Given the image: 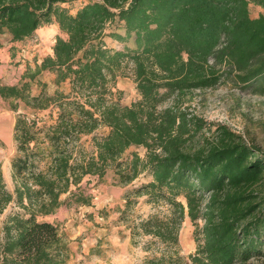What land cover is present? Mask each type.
Instances as JSON below:
<instances>
[{
	"label": "trees",
	"instance_id": "1",
	"mask_svg": "<svg viewBox=\"0 0 264 264\" xmlns=\"http://www.w3.org/2000/svg\"><path fill=\"white\" fill-rule=\"evenodd\" d=\"M67 1L0 0V34L13 41L53 23L66 35L57 34L52 54L26 67L22 78L29 80L0 84L12 109L23 102L51 119L41 126L16 117L14 189H6L0 170V215L11 203L18 210L0 224V264H68L65 235L41 218L71 196L92 206L71 188L86 177L101 181L110 167L121 185L143 173L151 178L125 195L120 211L134 244L148 237L142 264H264V155L225 125L205 134L204 120L184 106L195 90L232 73L239 86L264 94V0H84L75 13L62 5ZM250 5L262 11L251 16ZM116 18L125 36L108 35L119 42L132 35L135 47L107 45L105 28ZM44 70L54 75L52 93L37 79ZM118 77L130 78L139 95L129 105L111 98ZM64 82L68 92L59 88ZM88 136L89 152L80 145ZM132 146L144 156L119 162ZM139 197L164 209L134 217ZM186 218L195 250L184 255Z\"/></svg>",
	"mask_w": 264,
	"mask_h": 264
},
{
	"label": "rangeland",
	"instance_id": "2",
	"mask_svg": "<svg viewBox=\"0 0 264 264\" xmlns=\"http://www.w3.org/2000/svg\"><path fill=\"white\" fill-rule=\"evenodd\" d=\"M86 1L70 0L62 5L70 13L80 8ZM251 16H256L260 8L250 5ZM104 40L109 47H121L109 36L110 33H124L123 23L118 18L105 28ZM56 34L51 31L48 25L34 33L31 38L19 42L20 63L40 61L49 54V47L53 43ZM128 45L135 47L133 36ZM213 62V61H212ZM211 62V63H212ZM13 68L0 67V84H20L16 81L18 75H14ZM15 71V70H14ZM16 74L18 72L16 71ZM51 74V73H50ZM43 74L37 77L39 81L47 83V90L52 93L56 88L52 83L53 74ZM20 75V74H19ZM53 75V76H52ZM234 74L222 77L220 82L213 88L195 90L191 99L184 103L191 114L201 117L204 122V133L208 135L206 128L212 129L215 124L227 126L233 132L241 135L243 139L256 147L260 154L264 155V94L253 93L250 88L239 86L233 81ZM68 92L69 85L64 82L59 87ZM39 86L31 82L30 92L38 94ZM112 97L123 105H129L139 97L133 81L128 77H118L116 86L112 90ZM25 115L30 119L36 118L38 125L51 122L46 112L34 114L32 110L19 102L17 110L12 109L9 102L0 98V170L6 189L13 192L14 182L12 180L11 162L17 155V143L14 139L13 126L17 115ZM96 134L106 133V128H98ZM90 137H83L80 145L86 151H91ZM138 153L140 157L145 154L143 147L132 146L128 148L118 160L123 163L127 161L132 153ZM151 178L148 174H140L135 180L127 185L117 182L114 167L108 168V174L101 181L96 178H85L80 189L72 186V191L83 192L89 197L91 207L76 202L75 196H71L68 203H63L55 213L48 215L47 219H53V223L59 226L60 231L65 235L68 243L69 257L68 264H142L148 251L143 249L148 237H138L137 244H134L130 237V230L126 223L120 219V211L124 207L125 195L146 183ZM69 193L61 196L66 199ZM145 197H139L131 210V215L146 217L148 214L157 213L164 207L158 203H148ZM92 207L95 212H92ZM18 210L14 203H11L0 215V224L13 211ZM44 218V217H43ZM193 224L186 218L180 228L179 243L181 252L184 255L195 250L193 238Z\"/></svg>",
	"mask_w": 264,
	"mask_h": 264
},
{
	"label": "crops",
	"instance_id": "3",
	"mask_svg": "<svg viewBox=\"0 0 264 264\" xmlns=\"http://www.w3.org/2000/svg\"><path fill=\"white\" fill-rule=\"evenodd\" d=\"M260 10H262V9L260 8ZM42 27H40L39 29H41ZM48 27H50L51 31H53L56 35L59 34V35H61L63 37L66 36L65 34H63V33H61L59 31L58 26H57L56 23L48 25ZM39 29H37L35 32H37ZM120 34L122 36H125V33H120ZM54 39H53V43H54ZM130 39H132V35H129V37L126 38L125 42H119L117 40H114V41L117 42L118 44H123V43L128 44L129 43L128 41ZM19 42H21V41H13L11 39V36L8 33L0 34V67H3L5 69L12 67L15 70V71L13 70L14 75H18L17 78H16V81L17 82L21 81V83H22L24 81L29 80L26 77L22 78V74L26 70L27 66L31 67L32 69L35 67V60H34V62H30V61L25 62L23 64V66H22V64L20 63L19 52H18ZM53 43H51V46L49 47V49H50L49 54H52V48L51 47H52ZM36 63H37V61H36ZM16 71L18 72V74H16ZM43 74H50V73L44 70V71H41L38 74V76L43 75ZM30 83H31V81H30ZM52 83H53V77H52ZM11 85H14V84L12 83ZM107 174H108V169L106 170V172L104 174V177L107 176ZM86 178L88 179L89 177H86ZM89 207H91V206H89ZM94 208L95 207H92V212H95ZM41 219L47 220V221L53 223V221H52L53 219L48 220L47 216L44 217V218H41ZM69 250H70V248H69Z\"/></svg>",
	"mask_w": 264,
	"mask_h": 264
},
{
	"label": "built area",
	"instance_id": "4",
	"mask_svg": "<svg viewBox=\"0 0 264 264\" xmlns=\"http://www.w3.org/2000/svg\"><path fill=\"white\" fill-rule=\"evenodd\" d=\"M212 62V59H209V63H211Z\"/></svg>",
	"mask_w": 264,
	"mask_h": 264
}]
</instances>
